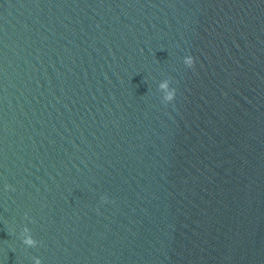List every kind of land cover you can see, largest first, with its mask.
I'll return each mask as SVG.
<instances>
[{
  "label": "water",
  "instance_id": "water-1",
  "mask_svg": "<svg viewBox=\"0 0 264 264\" xmlns=\"http://www.w3.org/2000/svg\"><path fill=\"white\" fill-rule=\"evenodd\" d=\"M36 257L264 264V0H0V264Z\"/></svg>",
  "mask_w": 264,
  "mask_h": 264
},
{
  "label": "clouds",
  "instance_id": "clouds-1",
  "mask_svg": "<svg viewBox=\"0 0 264 264\" xmlns=\"http://www.w3.org/2000/svg\"><path fill=\"white\" fill-rule=\"evenodd\" d=\"M184 63L188 67H194L195 66V57L192 55H188L184 57ZM159 90L162 92L163 96V102L169 103L174 101L176 97L177 90L171 86V80L165 79L159 83ZM103 201H107V197L101 198ZM21 238L24 243V245L28 247H35L39 244V241H37L33 235L31 234V229L27 226L23 228V231L21 232ZM34 264H42V260L39 257L34 258Z\"/></svg>",
  "mask_w": 264,
  "mask_h": 264
}]
</instances>
